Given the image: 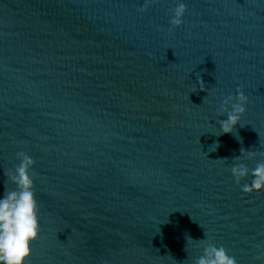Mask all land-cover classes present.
Segmentation results:
<instances>
[{
  "label": "water",
  "instance_id": "95a60500",
  "mask_svg": "<svg viewBox=\"0 0 264 264\" xmlns=\"http://www.w3.org/2000/svg\"><path fill=\"white\" fill-rule=\"evenodd\" d=\"M144 3L0 0V198L16 153L35 161L25 264H194L209 244L264 264V191L231 173L264 159H234L264 153V0Z\"/></svg>",
  "mask_w": 264,
  "mask_h": 264
},
{
  "label": "clouds",
  "instance_id": "9594fccd",
  "mask_svg": "<svg viewBox=\"0 0 264 264\" xmlns=\"http://www.w3.org/2000/svg\"><path fill=\"white\" fill-rule=\"evenodd\" d=\"M156 0H145L143 6L139 8L140 12L147 11L150 3ZM186 5L178 3L171 12L170 29L178 28L183 23V17L186 12ZM201 91H204L203 81ZM236 102L233 103L232 101ZM247 97L243 91L237 89L236 95L228 96L224 99L218 109L219 114H226L227 119L220 120V130L224 134L232 133L234 127L239 123L241 116L245 112ZM231 104V110L228 105ZM264 157V153L254 151H245L241 149V154L234 159L239 160L245 157L252 160L257 155ZM20 161L12 170H5L4 175L8 182L15 185L14 189L9 190L7 186L3 197L0 198V264H25L26 258L31 255V242L39 238V205L35 198L34 182L30 175V169L35 161L24 151L16 153ZM231 173L235 182L239 185L240 181L249 174L252 176L250 183L241 185V191L245 194L264 191V159L256 163V166L249 172V168L243 163L231 167ZM203 243V241H201ZM194 264H237L236 258L230 256L223 247L207 245L203 249Z\"/></svg>",
  "mask_w": 264,
  "mask_h": 264
}]
</instances>
